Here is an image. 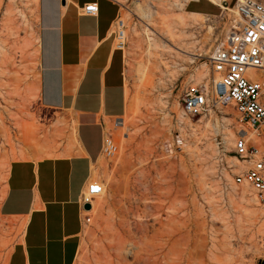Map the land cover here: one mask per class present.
<instances>
[{
    "label": "rangeland",
    "instance_id": "374dc122",
    "mask_svg": "<svg viewBox=\"0 0 264 264\" xmlns=\"http://www.w3.org/2000/svg\"><path fill=\"white\" fill-rule=\"evenodd\" d=\"M2 1L0 20L7 4L6 0L1 9ZM137 1L130 0L123 9L126 10H122L127 37L126 112L120 119L105 121L106 134L112 136L118 152L109 159L101 156L98 165L93 167L92 181L106 188L104 195L95 201L97 209L87 217L89 222L83 227L75 264H94L97 257L99 261L100 249L115 233L118 220L132 221L135 219L132 209H144L143 201L136 202L124 184V179L131 177L132 181L140 172L149 175V182L157 186L146 197L148 212L153 215L147 220L153 227L150 238L162 229L159 221L165 228L167 217L173 216L171 224L181 229L171 239L161 236L159 230L157 240L161 248L155 239L156 256L160 255L162 260L167 254L168 258L162 263L168 260V264H260L264 261V215L249 217L247 214L264 207L241 202L236 195L247 185L237 186L233 181L236 172L229 167H236L231 160L235 140L230 144L223 135L224 128L235 133L244 130L238 124L236 113L232 107H217L206 115L189 118L181 109L188 89L210 86L208 58L216 41L225 33L226 23L219 22L217 17H208L207 26L187 29L180 47L171 46L174 51L154 50L152 44L170 45L164 34L165 26L161 17L151 23L142 19L137 12ZM191 9L206 7L193 4ZM29 20L38 38L34 27L37 20L33 17ZM18 26L23 32L20 30L17 37L7 39L11 55L8 67L0 54V203L12 161L46 157L31 156L24 149L39 147L38 134L45 117L43 112L35 110L39 97V54L35 53L38 46L34 42L28 45V29ZM174 63L179 67L170 68ZM164 68L170 72L166 74ZM17 82L19 90L14 91ZM123 122L117 128L116 123ZM129 161L135 167L125 166ZM177 208L181 211L173 212ZM154 217H159V221ZM0 224L3 227L0 264H4L21 226L16 227L2 216ZM182 224L186 229H182Z\"/></svg>",
    "mask_w": 264,
    "mask_h": 264
},
{
    "label": "crops",
    "instance_id": "0c3cea01",
    "mask_svg": "<svg viewBox=\"0 0 264 264\" xmlns=\"http://www.w3.org/2000/svg\"><path fill=\"white\" fill-rule=\"evenodd\" d=\"M129 1L36 0L35 110L45 118L39 147L23 148L46 157L15 160L7 169L0 215L21 232L4 264L76 263L83 232L80 198L102 156L105 121L120 119L127 108L126 56L115 47L112 30ZM88 4L98 6L95 17L81 14ZM193 4L206 9H191ZM186 7V13L207 18L220 14L206 0Z\"/></svg>",
    "mask_w": 264,
    "mask_h": 264
},
{
    "label": "built area",
    "instance_id": "2783aa9c",
    "mask_svg": "<svg viewBox=\"0 0 264 264\" xmlns=\"http://www.w3.org/2000/svg\"><path fill=\"white\" fill-rule=\"evenodd\" d=\"M171 1L186 10L189 3L200 0ZM206 1L220 10L217 19L226 23V31L216 41L208 58L210 86L188 89L183 95L181 109L186 117L193 118L217 107H232L239 126L244 129L238 133L232 151L244 167L234 173L233 181L237 186L249 185L257 201L264 205V2ZM80 12L95 17L98 6L88 4ZM112 33L115 47L125 52L126 25L121 18L113 25ZM117 152L114 139L106 134L102 157L109 159ZM103 192L102 183L91 181L87 184L80 198L82 214L86 212L84 206L92 207Z\"/></svg>",
    "mask_w": 264,
    "mask_h": 264
},
{
    "label": "bare ground",
    "instance_id": "6f19581e",
    "mask_svg": "<svg viewBox=\"0 0 264 264\" xmlns=\"http://www.w3.org/2000/svg\"><path fill=\"white\" fill-rule=\"evenodd\" d=\"M35 4H36V0H7L6 9L3 13L1 20H0V54L3 57V59H5L7 61V67H8V65H10V60H11V55L9 52L10 50L8 49L7 39H13V38L17 37L20 30L23 32V29H21L18 26L19 24L23 25L22 27L26 28V30L28 29L26 31L28 45L32 44V42L37 44L38 48L36 49L35 53L37 55L39 54V38L34 36L32 24L30 23V20H29V19H31V17H33L35 20H37L36 19V13H35ZM136 8H137V12L140 14V17L148 23H151L157 17L162 18L161 19L162 25L165 26L164 27V29H165L164 34H165L167 42L170 45H168V46L167 45L157 46L156 44L155 45L152 44L154 50H157L159 48L163 51H168V52L174 51L172 49L173 45L180 47V44L185 39V35H186L185 31L187 29H189V28L194 29V28H199V27L203 28L204 26H207V24H208L207 21L209 20V18H207V17L198 16V15L191 14V13H184L183 10L185 11V9L183 7L178 6L175 2H173L171 0H139V1H137ZM128 12L129 11H127V13ZM122 15H121V18H122L121 20L124 22ZM208 29H209V32L212 31L210 27ZM134 33H136L135 30H134ZM177 50L181 51L179 49H177ZM183 53H185V52H183ZM177 55H179V54L177 53ZM166 66L167 65H165V67ZM172 67L175 69L179 66H177V64L174 63L170 66V68H172ZM164 69L166 70L165 71L166 74H168L170 72L167 68H164ZM13 90L14 91L19 90V82H17V85L14 86ZM124 124H125L124 122L123 123H116V126L118 128V126H120V125L123 126ZM241 131H243V130L236 131L237 135ZM236 133L231 131L230 129L224 128L223 135H224V137L228 143L233 144L232 142L237 138ZM123 146L121 149H123ZM121 152H123V151H121ZM122 156H123V154H122ZM231 160L233 161L234 165L236 166L235 167L236 173L238 170H240L244 167V164L241 162H238L234 157L231 158ZM103 164H105V163H103ZM124 164H125V162H124ZM125 166H127L128 168L135 167L134 165H132L130 163V161L126 162ZM137 174H138V176L135 177L132 181H130L131 177L124 179V181H125L124 184L127 187H129V189L132 191L133 198L136 202L137 201H139V202L143 201L142 207H144V209L141 210V209H139V207L136 208L135 210L132 209V212L134 214L133 219L135 217V219L132 221H128V220L126 221V219L124 220V218L121 220H118L120 222H118V224H115V233L110 235L109 238H107V242L103 246V249H100V250H102V251H100V253L102 252L101 253L102 255L100 254V256H102V257L100 258V256H99V259H100L99 261L97 260L98 259V257H97V259H95L97 262L94 261V264L95 263L96 264H164L165 258L168 259L166 253H165L166 257H162V260H160V258H159L160 255L158 257L156 256L158 251L156 252L157 248H156V244H155V242H156L155 239L157 240V237L160 236L159 230L162 231L161 236H166L167 238L171 239V237L175 235L176 231H179L181 229L176 228V225H172L174 222V219H175L173 216L167 217L168 221L166 220V223H165L166 226L164 228V225H162L163 223H161V221L158 220L159 217H158V219H156L157 215H158L157 214L156 218L154 217L155 221H159L158 223L161 225H159V224L158 225L162 226L161 228L163 230L162 229L158 230L157 233L159 236L156 234V232H155L156 230H155L154 233L156 235L154 237L150 238V236H149L150 229L153 227L148 224L147 220H148V218L153 217V215H152V213L150 214V212H148L149 205L147 204L148 200L146 197L149 195V192L154 191L157 186L155 185V183L153 181L151 182V180H150V182H149V178H150V177H148L149 175L147 176L144 172H140ZM156 181L158 182L159 180H156ZM103 187H104V192L102 195H104V193H105L106 186L103 185ZM167 193H168V191H167ZM236 195L239 197L241 202L248 203V204L255 206V207H260V208L264 207V205H261L257 201V199L255 197V193L249 185H247L246 187H243V189H240L239 192L236 193ZM98 207H99V204H98ZM95 209H97V204H95V202H94V203H92V207L90 209L91 211L89 210V211H86L85 213L82 214L83 227H86L87 223L89 222L87 217L89 216V214L91 212L95 211ZM179 210L177 208V209L173 210V212L178 213L181 211V210L180 211ZM126 211H124L125 214H127V212H129V211H127V212ZM130 212H131V209H130ZM263 215H264V210H262V209L247 214V216H249V217H259V216H263ZM120 217H123V216H120ZM185 226H186L185 224H182V229H183V227L185 228ZM2 230H3V227L0 224V231H2ZM178 233L179 232H177L176 234H178ZM167 241H169V239ZM167 241H166V243H167ZM164 242H165V240H164ZM159 243L157 240V245ZM166 243H164V245ZM159 245L157 247L161 248ZM161 245H163V244H161ZM161 251H159V253ZM162 261L164 263H162ZM166 264H168V260H167Z\"/></svg>",
    "mask_w": 264,
    "mask_h": 264
},
{
    "label": "water",
    "instance_id": "95a60500",
    "mask_svg": "<svg viewBox=\"0 0 264 264\" xmlns=\"http://www.w3.org/2000/svg\"><path fill=\"white\" fill-rule=\"evenodd\" d=\"M90 209H91L90 205L87 204L84 206V210L89 211ZM260 264H264V261L261 262Z\"/></svg>",
    "mask_w": 264,
    "mask_h": 264
},
{
    "label": "snow or ice",
    "instance_id": "6c2138e0",
    "mask_svg": "<svg viewBox=\"0 0 264 264\" xmlns=\"http://www.w3.org/2000/svg\"><path fill=\"white\" fill-rule=\"evenodd\" d=\"M96 189H94V191H95Z\"/></svg>",
    "mask_w": 264,
    "mask_h": 264
}]
</instances>
